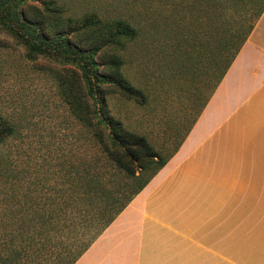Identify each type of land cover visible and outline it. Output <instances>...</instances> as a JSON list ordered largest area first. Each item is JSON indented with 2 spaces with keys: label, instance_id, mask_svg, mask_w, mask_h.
Masks as SVG:
<instances>
[{
  "label": "trees",
  "instance_id": "1",
  "mask_svg": "<svg viewBox=\"0 0 264 264\" xmlns=\"http://www.w3.org/2000/svg\"><path fill=\"white\" fill-rule=\"evenodd\" d=\"M181 4L176 2L171 12L170 0H144V33L140 23L123 16L67 15L57 0H0V28L23 48L25 60L43 58L52 65L59 98L76 122L79 140L89 147L63 167L64 177L48 180L54 184L50 197H36L46 208L16 215L20 227L13 246L0 245V264H76L177 153L195 124L197 119L166 153L112 115L109 101L114 97L138 104L146 100L125 72L131 46L146 34L158 50L169 46L178 65H188L193 56L207 65L205 74L215 83L204 108L264 13V0ZM19 132L0 114V147ZM0 178H14L2 151ZM34 192L29 189L25 196L36 203Z\"/></svg>",
  "mask_w": 264,
  "mask_h": 264
},
{
  "label": "crops",
  "instance_id": "2",
  "mask_svg": "<svg viewBox=\"0 0 264 264\" xmlns=\"http://www.w3.org/2000/svg\"><path fill=\"white\" fill-rule=\"evenodd\" d=\"M236 177H264V13L177 153L76 264H203L213 251L227 264L217 249L229 214L236 261L246 244L251 264H264V190L232 211Z\"/></svg>",
  "mask_w": 264,
  "mask_h": 264
},
{
  "label": "rangeland",
  "instance_id": "3",
  "mask_svg": "<svg viewBox=\"0 0 264 264\" xmlns=\"http://www.w3.org/2000/svg\"><path fill=\"white\" fill-rule=\"evenodd\" d=\"M57 1L70 16L90 11L105 17L123 16L140 23L144 33L147 31V20L143 14L144 0ZM182 1L170 0V11L174 12V4L177 2L182 5ZM161 3L158 2L157 6L163 10L165 8ZM163 43L164 38L160 45ZM172 54L173 50L169 46L164 51L152 46L145 34L126 52L125 72L135 86L143 89L146 100L142 104L117 97L109 101L112 115L122 119L130 129L145 134L155 148L166 153L178 145L194 120L198 119L215 83V79L205 74L207 65L204 66L195 56L188 65H178ZM51 69L52 65L43 58L35 62L25 60L23 48L16 44L14 37L0 28V114L15 122L20 130L15 138L0 147L14 174L10 180L0 178L2 246L14 245L12 236L20 227L16 215L39 207L46 208L43 204L39 206L36 197H50V189L54 191L51 188L54 184L50 181L55 177H64L63 167L89 149L79 140L76 122L59 98ZM13 180L16 183L13 184ZM42 180L46 181L43 182L44 186ZM234 185L237 186L234 191L237 203L233 204L232 211L239 209L240 205H251L252 192L264 190V177H236L234 182L229 180V200ZM29 189L36 191L33 197L36 203L25 196ZM228 225L227 246L219 247L217 254L221 256L222 253L223 257L226 250L227 264H251V245L241 247L243 256L240 262L236 261L234 214H229ZM25 244L28 245L27 242ZM262 244L264 231L261 230L257 248L261 249ZM215 254L213 251L211 261L203 264H225L215 261ZM179 264L191 263L186 261Z\"/></svg>",
  "mask_w": 264,
  "mask_h": 264
}]
</instances>
